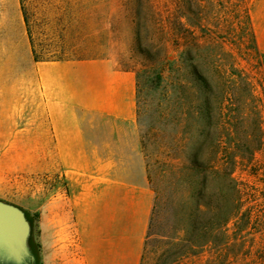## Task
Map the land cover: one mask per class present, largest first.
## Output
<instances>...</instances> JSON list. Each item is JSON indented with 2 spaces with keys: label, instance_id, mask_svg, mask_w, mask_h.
Listing matches in <instances>:
<instances>
[{
  "label": "rangeland",
  "instance_id": "rangeland-1",
  "mask_svg": "<svg viewBox=\"0 0 264 264\" xmlns=\"http://www.w3.org/2000/svg\"><path fill=\"white\" fill-rule=\"evenodd\" d=\"M26 7L36 49L45 57H111L120 67L135 72L141 153L155 194L140 264L162 263L159 256L168 241L166 236L177 235V211L187 188L183 177L171 178L162 170L160 162L168 157L158 135L163 112L173 135L187 136L192 127L193 75L186 52L191 51L194 60L211 69L216 60L221 64L229 110L236 109L233 102L237 99L248 98L254 122L255 106L260 105L264 136V51L253 20L255 13L264 12V0H26ZM30 50L21 14L19 26L14 24L11 32L0 35V58H25ZM171 60L175 68L170 72L166 66ZM233 65L252 79L257 102L242 87L233 88ZM161 71L165 80L159 84L157 74ZM235 176L245 189L244 208L252 206L258 218L244 238L227 250L230 258L225 264H264V144L253 160L239 161ZM37 190L34 197L26 196L20 205L15 204L30 224L28 246L33 259L24 264H93L92 259L94 264H104L99 258H87L86 236L74 212L63 204L66 196L51 198L42 186ZM230 228L234 230L232 224ZM221 261L211 248L172 264Z\"/></svg>",
  "mask_w": 264,
  "mask_h": 264
},
{
  "label": "crops",
  "instance_id": "crops-1",
  "mask_svg": "<svg viewBox=\"0 0 264 264\" xmlns=\"http://www.w3.org/2000/svg\"><path fill=\"white\" fill-rule=\"evenodd\" d=\"M21 14L20 0H0V35ZM253 20L264 51V12ZM41 186L66 196L88 259L141 263L155 194L133 70L102 56L35 60L32 46L0 58V199L20 205Z\"/></svg>",
  "mask_w": 264,
  "mask_h": 264
},
{
  "label": "trees",
  "instance_id": "trees-1",
  "mask_svg": "<svg viewBox=\"0 0 264 264\" xmlns=\"http://www.w3.org/2000/svg\"><path fill=\"white\" fill-rule=\"evenodd\" d=\"M20 1L35 60L62 59L45 57L36 49L26 0ZM249 30L256 45L252 25ZM186 53L191 59L188 68L193 75L192 127L187 136L173 135L168 131L170 120L167 113L163 112L161 134L158 136L168 157L160 162L161 168L171 178L183 177L187 194L177 211V235L166 236L168 241L159 256L163 262L159 264H172L211 248L222 259L221 264H225L230 258L227 250L235 241L244 238L248 229L253 227L251 223L258 218L252 206L244 208L245 189L235 171L240 160H253L255 153L263 147L261 110L260 105L255 106L254 122L250 119L248 98L237 99L233 102L236 109L229 110L221 80L223 69L218 60L211 69L194 60L195 55L191 51ZM166 67L171 72L175 61H169ZM230 74L233 88L242 87L250 99L257 102L259 98L254 93L252 79L234 65ZM157 78L159 84L165 80L162 71L158 72ZM181 86L185 87L182 83Z\"/></svg>",
  "mask_w": 264,
  "mask_h": 264
},
{
  "label": "water",
  "instance_id": "water-1",
  "mask_svg": "<svg viewBox=\"0 0 264 264\" xmlns=\"http://www.w3.org/2000/svg\"><path fill=\"white\" fill-rule=\"evenodd\" d=\"M30 224L23 210L0 199V264H24L33 256L28 246Z\"/></svg>",
  "mask_w": 264,
  "mask_h": 264
}]
</instances>
